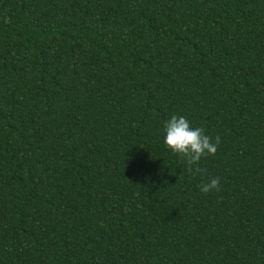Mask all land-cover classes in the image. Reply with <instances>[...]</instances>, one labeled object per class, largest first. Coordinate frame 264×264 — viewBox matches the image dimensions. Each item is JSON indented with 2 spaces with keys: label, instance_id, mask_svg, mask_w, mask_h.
<instances>
[{
  "label": "trees",
  "instance_id": "obj_1",
  "mask_svg": "<svg viewBox=\"0 0 264 264\" xmlns=\"http://www.w3.org/2000/svg\"><path fill=\"white\" fill-rule=\"evenodd\" d=\"M0 264H264V0H0Z\"/></svg>",
  "mask_w": 264,
  "mask_h": 264
},
{
  "label": "clouds",
  "instance_id": "obj_2",
  "mask_svg": "<svg viewBox=\"0 0 264 264\" xmlns=\"http://www.w3.org/2000/svg\"><path fill=\"white\" fill-rule=\"evenodd\" d=\"M164 127V143L187 164V171L193 175L206 173V169L201 168L199 163L203 157L215 156L221 142L220 137L216 136L213 142L212 137L202 127H193L186 117L180 115H173L165 122ZM200 190L205 194L219 192L220 178H210L208 182L200 185Z\"/></svg>",
  "mask_w": 264,
  "mask_h": 264
}]
</instances>
